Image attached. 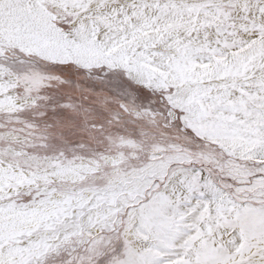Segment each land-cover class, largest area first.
Listing matches in <instances>:
<instances>
[{
  "label": "snow or ice",
  "instance_id": "obj_1",
  "mask_svg": "<svg viewBox=\"0 0 264 264\" xmlns=\"http://www.w3.org/2000/svg\"><path fill=\"white\" fill-rule=\"evenodd\" d=\"M0 264H264V0H0Z\"/></svg>",
  "mask_w": 264,
  "mask_h": 264
}]
</instances>
